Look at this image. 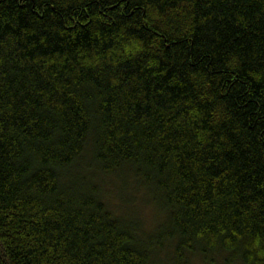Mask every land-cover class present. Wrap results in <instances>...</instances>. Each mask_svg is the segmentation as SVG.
I'll list each match as a JSON object with an SVG mask.
<instances>
[{
    "label": "trees",
    "instance_id": "trees-1",
    "mask_svg": "<svg viewBox=\"0 0 264 264\" xmlns=\"http://www.w3.org/2000/svg\"><path fill=\"white\" fill-rule=\"evenodd\" d=\"M193 257L264 264V0H0V264Z\"/></svg>",
    "mask_w": 264,
    "mask_h": 264
},
{
    "label": "rangeland",
    "instance_id": "rangeland-1",
    "mask_svg": "<svg viewBox=\"0 0 264 264\" xmlns=\"http://www.w3.org/2000/svg\"><path fill=\"white\" fill-rule=\"evenodd\" d=\"M123 182L112 178H101V188L111 196L110 202L115 205L114 208L118 207V211L125 209L126 213L130 218L136 220L140 224V230L145 233L154 232L159 225L164 223L165 215L164 212L157 211L143 191L135 187L132 179ZM98 182H95L97 184ZM220 262V261H219ZM190 264H206L201 258H191Z\"/></svg>",
    "mask_w": 264,
    "mask_h": 264
}]
</instances>
